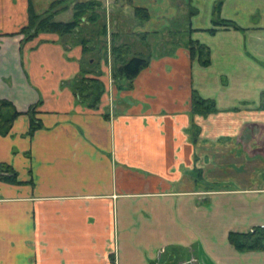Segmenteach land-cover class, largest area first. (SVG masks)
<instances>
[{
  "label": "crops",
  "instance_id": "0c3cea01",
  "mask_svg": "<svg viewBox=\"0 0 264 264\" xmlns=\"http://www.w3.org/2000/svg\"><path fill=\"white\" fill-rule=\"evenodd\" d=\"M52 1L0 0V99L20 112L0 133L16 180L0 178V264H154L162 249L163 264H264V249L228 240L264 227V0H94L110 9L104 57L74 33L10 35ZM62 1L66 22L88 0ZM217 1L236 28L214 25ZM93 28L77 31L99 47ZM111 33L147 60L120 89ZM89 59L104 83L95 108L68 84ZM194 92L216 111L193 113ZM31 106L41 126L29 134Z\"/></svg>",
  "mask_w": 264,
  "mask_h": 264
},
{
  "label": "trees",
  "instance_id": "16d2710c",
  "mask_svg": "<svg viewBox=\"0 0 264 264\" xmlns=\"http://www.w3.org/2000/svg\"><path fill=\"white\" fill-rule=\"evenodd\" d=\"M30 1V0H28ZM220 3L217 1L213 5V22L215 26L233 27L237 26L229 20L220 18ZM102 7L99 1L88 0L84 2H77L71 7L72 16L69 21L61 22L56 21L54 17L63 11H66L69 6L62 0L52 1L47 9L41 14L33 12L31 6L29 7L28 23L21 27L18 31L10 33L22 34L25 40L32 39L41 33H54L59 36H66L72 33L77 35L80 39L81 45H83L84 52H96L101 51L102 57L107 53V41L106 40V22L104 19H100V13L98 9ZM143 12V13H142ZM142 15H141V14ZM135 14L146 17L147 14L143 8H135ZM141 18V17H140ZM83 22H88L93 25V30H96V44L90 46L88 44L89 39L80 36V32L77 31L81 28ZM211 31L214 29H210ZM113 34L111 33V41L109 44V50L111 54V77L117 83L118 88L122 87L121 79L131 81L140 69L147 64V60L131 54L130 48L126 44H118L114 42ZM190 56L197 58L198 61L205 65L209 63V49L207 46L198 43L197 41H190L187 44ZM93 56V55H92ZM99 61H85L82 66L79 76L72 82L68 83L74 90V94L78 101L85 103L88 107H97L102 94L104 93V83L100 76L101 71L97 67ZM89 74H92L90 76ZM36 106H31L26 114L30 119L29 134H32L37 128L41 126L39 119L35 117ZM192 112L198 115H208L216 111L215 104L210 99H204L197 93H193L191 97ZM20 114L12 103L6 99H0V133L7 134L12 126L13 120ZM0 172H4L5 175H0V178L6 181L15 182V173L11 167L0 164ZM229 242L240 251L248 250H262L264 249V227H254L252 231L246 233L230 232L228 235ZM161 264L162 261L160 262Z\"/></svg>",
  "mask_w": 264,
  "mask_h": 264
},
{
  "label": "built area",
  "instance_id": "2783aa9c",
  "mask_svg": "<svg viewBox=\"0 0 264 264\" xmlns=\"http://www.w3.org/2000/svg\"><path fill=\"white\" fill-rule=\"evenodd\" d=\"M252 229H250L249 231H252ZM163 252H164V249H162L161 251H158L157 256H156V260H155V263L154 264H161L160 263L161 262L160 259H161V256H162V253ZM194 261H195L194 260V257H189L187 259L177 261L176 263L177 264H192Z\"/></svg>",
  "mask_w": 264,
  "mask_h": 264
},
{
  "label": "rangeland",
  "instance_id": "374dc122",
  "mask_svg": "<svg viewBox=\"0 0 264 264\" xmlns=\"http://www.w3.org/2000/svg\"><path fill=\"white\" fill-rule=\"evenodd\" d=\"M73 6V5H72ZM71 7V6H70ZM109 9V8H108ZM107 8H105V10H102V7L100 8V9H98V12L100 13V19L102 18V19H104V17L106 16V15H108V12H109V10H108ZM111 12V11H110ZM57 16V15H56ZM56 16L54 17V19L57 21V19L58 18H56ZM105 21V20H104ZM106 22V21H105ZM105 41H107V39L105 40ZM107 44H108V41L106 42ZM118 44H123V43H118ZM91 46V45H90ZM97 48H99V47H97ZM108 51V50H107ZM101 52V51H100ZM109 64H110V62H109ZM110 66H111V64H110ZM111 81H112V83L116 86V88H118V86H117V83H116V81L114 80V79H112V77H111ZM182 260V259H181ZM177 264V263H176Z\"/></svg>",
  "mask_w": 264,
  "mask_h": 264
},
{
  "label": "flooded vegetation",
  "instance_id": "af4514ba",
  "mask_svg": "<svg viewBox=\"0 0 264 264\" xmlns=\"http://www.w3.org/2000/svg\"><path fill=\"white\" fill-rule=\"evenodd\" d=\"M162 260V256H161V259H160V261ZM155 263V262H154Z\"/></svg>",
  "mask_w": 264,
  "mask_h": 264
}]
</instances>
